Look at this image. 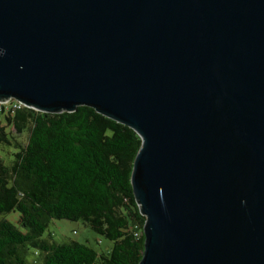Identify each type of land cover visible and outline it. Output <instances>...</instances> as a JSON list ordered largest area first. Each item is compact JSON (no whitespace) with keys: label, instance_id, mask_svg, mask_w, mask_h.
<instances>
[{"label":"water","instance_id":"water-1","mask_svg":"<svg viewBox=\"0 0 264 264\" xmlns=\"http://www.w3.org/2000/svg\"><path fill=\"white\" fill-rule=\"evenodd\" d=\"M141 139L140 264H264V0H0V102Z\"/></svg>","mask_w":264,"mask_h":264},{"label":"trees","instance_id":"trees-1","mask_svg":"<svg viewBox=\"0 0 264 264\" xmlns=\"http://www.w3.org/2000/svg\"><path fill=\"white\" fill-rule=\"evenodd\" d=\"M0 143L16 150L10 166L0 158V215L19 213L25 229L0 217V264H140L146 218L132 186L142 144L135 131L85 106L25 107L0 111ZM53 220L82 221L113 248L44 239Z\"/></svg>","mask_w":264,"mask_h":264},{"label":"rangeland","instance_id":"rangeland-1","mask_svg":"<svg viewBox=\"0 0 264 264\" xmlns=\"http://www.w3.org/2000/svg\"><path fill=\"white\" fill-rule=\"evenodd\" d=\"M19 138L23 142L26 141L25 134L21 135ZM15 151L13 147L0 143V158L3 159L6 165H11L14 158L13 153ZM0 217L7 219L18 229L25 232V229L19 224V213L11 212L8 214H1ZM43 238L56 243L77 241L92 247L100 253H109L113 248V242L97 235L82 221L53 220Z\"/></svg>","mask_w":264,"mask_h":264},{"label":"built area","instance_id":"built-area-1","mask_svg":"<svg viewBox=\"0 0 264 264\" xmlns=\"http://www.w3.org/2000/svg\"><path fill=\"white\" fill-rule=\"evenodd\" d=\"M26 106L19 102L18 100L14 98H10L6 101L0 102V111L6 112V113H14L22 108H25ZM27 108V107H26Z\"/></svg>","mask_w":264,"mask_h":264}]
</instances>
